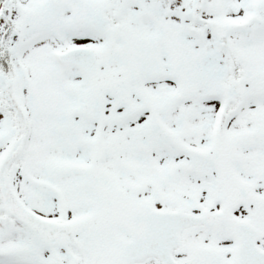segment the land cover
I'll return each mask as SVG.
<instances>
[{
	"label": "snow or ice",
	"instance_id": "obj_1",
	"mask_svg": "<svg viewBox=\"0 0 264 264\" xmlns=\"http://www.w3.org/2000/svg\"><path fill=\"white\" fill-rule=\"evenodd\" d=\"M0 264H264V0H0Z\"/></svg>",
	"mask_w": 264,
	"mask_h": 264
}]
</instances>
